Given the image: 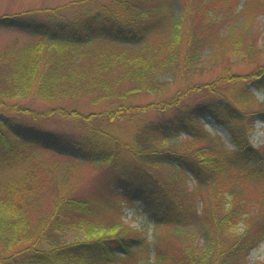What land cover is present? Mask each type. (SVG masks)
<instances>
[{
	"label": "trees",
	"instance_id": "trees-1",
	"mask_svg": "<svg viewBox=\"0 0 264 264\" xmlns=\"http://www.w3.org/2000/svg\"><path fill=\"white\" fill-rule=\"evenodd\" d=\"M248 1L234 12L228 0H77L0 16V29L30 37L0 50V264H245L264 237V154L239 138L227 150L196 117L246 129L237 106L253 95L220 89L234 61L260 53L264 0ZM63 11L75 27L57 23ZM243 32L249 51L225 47ZM202 67L222 69L191 85ZM246 80L260 91L264 69ZM79 165L106 174L102 190H75ZM118 199L141 202L169 235L150 242L122 224Z\"/></svg>",
	"mask_w": 264,
	"mask_h": 264
},
{
	"label": "rangeland",
	"instance_id": "rangeland-1",
	"mask_svg": "<svg viewBox=\"0 0 264 264\" xmlns=\"http://www.w3.org/2000/svg\"><path fill=\"white\" fill-rule=\"evenodd\" d=\"M73 1L77 0H0V16L14 15L26 11L54 9ZM259 2L260 0H250V2L248 1V3L254 4V7L257 8H260ZM228 7L229 10L233 8L234 12H239L243 7V0H228ZM172 8L174 20L177 18L178 20H180V8L174 2ZM71 18V13L63 11L62 17L60 19H56V21L58 24L63 25L62 27H75L71 23ZM254 24L257 32H253V37L257 38V44L260 53L258 52L257 54L256 51L257 58L253 59L252 65H249L247 62L240 61L239 58V62L235 63L234 61V64H232L230 67L231 75H234L233 77H231L233 79V83L229 86L222 85V88L220 89L222 92L231 95L234 93L240 94L242 93L243 88L247 87L253 95V99L251 100V102L247 103L246 105L237 106V109L242 111L241 116H245V120L247 122V130L245 129V131H243L244 133H241L233 127V130L230 132V128H228L226 123L222 124L221 122H217L213 117L207 114L203 117H196V121L202 125L203 129L207 133L219 137L222 145L227 150L236 151V146L233 144V141L236 138H239L241 139V143L245 144L253 151L264 154V118L259 115L260 112L264 111V84L261 87V90L258 91L250 86V82L246 80V77L257 72L258 69H261L262 71L264 69V15L258 14L254 20ZM222 34H224V32H222ZM27 38L30 39L29 35L17 33L12 30L0 29V50L7 45H15L18 47V45L26 41ZM16 42L18 44H15ZM227 42L229 44L228 48H242L246 51H249L253 40L248 33L243 32L242 35L238 38L231 37L226 40L224 42L225 47H227ZM209 53V50H205L203 53H201L202 59L207 60V55ZM221 69V67H216L212 71H209V69H205V67L199 68L200 71H197L196 75H191L193 76L191 78V85L194 83L200 85L202 83L215 81L216 79H218ZM241 78L245 79L242 80ZM166 79L170 82V91L168 92V94H166L169 96L177 91V89L180 87V79L179 76L174 80H171L170 77H167ZM232 89L234 90V93L231 92ZM198 98L199 96L197 97V99ZM147 100L150 101L151 98H148ZM33 106L39 110H44L46 108V105H44L41 101H35L33 103ZM119 127H121V125H119ZM48 128L51 130H58L57 127L53 126H49ZM128 129V126H124L122 128H119L118 130L119 133L123 134V132L128 131ZM67 133H70V131ZM231 133H234L235 135H232ZM67 135L70 136V134ZM105 175L106 174L100 171L98 167L79 165L77 168H74L72 172V180L76 188L75 190L77 191L78 189L77 192H80L83 196H86L88 191H100L102 190L104 180L106 179ZM192 184V179L188 177L186 180V185L191 187ZM261 193L262 195H264V192ZM95 194L98 195L97 193ZM114 202H117L119 205H121L119 206V210L117 207L118 204L116 205V203H113L110 205V208L116 212L114 213L119 217L121 223L127 225L132 229L141 231L142 234H144L150 242L155 240L158 234H160V237L169 235L170 232L164 234L165 231L161 229L162 226L156 227L154 225L153 218L144 211L141 202L136 201L134 202V205L127 203L121 199L114 200ZM252 210H255L254 207ZM102 213L103 211L101 209H96L94 213V221L100 222V220H102ZM243 229L244 226L238 225L237 233H241ZM198 237L199 236L197 235V238ZM69 239L71 238L69 237ZM193 239L196 240L194 236ZM199 241L200 238H198V242ZM243 262H245V264H264V237L256 247L248 252Z\"/></svg>",
	"mask_w": 264,
	"mask_h": 264
}]
</instances>
